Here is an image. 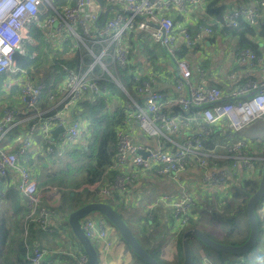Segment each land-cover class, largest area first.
I'll return each mask as SVG.
<instances>
[{
	"label": "built area",
	"instance_id": "2783aa9c",
	"mask_svg": "<svg viewBox=\"0 0 264 264\" xmlns=\"http://www.w3.org/2000/svg\"><path fill=\"white\" fill-rule=\"evenodd\" d=\"M202 1L72 0L71 3L55 7L51 0H0V75L11 72L21 76L23 95L20 100L24 103L25 109L34 106L45 83L31 81L27 72L16 66L15 55L23 52L22 44L28 38L30 26L37 20L45 6L50 12L42 22H38L44 37H51V40L55 39L58 43L72 38L81 41L79 34L81 31L91 39L99 38L107 42L99 54H94L91 47L86 46L87 51L93 56V62L84 73L64 67V79L59 84L57 93L50 97L54 102L51 107L54 111L48 115L37 114L23 131L15 149L9 151L0 147V178L8 171L16 173V181L12 188L22 197H26V207L32 216L31 220L41 230L52 231L49 227V217L52 208L56 207L59 201L57 197L55 199L49 194L53 189L56 191V188L48 186L39 188L29 168L20 162V155L31 149L32 139L37 132L42 133V138L46 141L47 154H62L65 150L82 145L86 141L89 131L85 121L70 118L68 113L82 95L99 91L96 79H91L87 75L94 64H100L106 69L102 56L109 47L112 51V61L132 75V81L135 82L134 96L125 89L119 79L113 78L130 101L129 109L124 115L123 126L116 133V150L110 165L111 170L120 172L110 182L101 179L85 185L87 188L97 189L102 198L113 199L115 194L123 196L128 193L140 176L138 171H152L156 176L169 177L180 184L182 174L189 167L196 168L203 186L213 188L215 191L227 187L228 182H232L233 179L239 180V177L251 179L258 175L256 160L264 161V157L254 156L248 152L245 140L240 139L228 145L226 154L216 156L230 159L229 166L210 165L208 157H212V154L203 149L204 136L210 132L212 126L218 125L226 130L241 132L253 121L264 117V75L259 80L247 78L242 84L233 85L226 95L220 87L204 82V70L201 67H196L193 71L185 58L177 56L182 46H192L202 35L200 30L192 35L186 27H179L177 32H174L172 16L165 15L159 10L173 5L180 16H187L189 8ZM105 5L118 6V9L106 17L103 25L99 26ZM263 9L264 0H256L252 5L238 4L227 8L218 24L220 27L223 24L236 27L240 19L257 24L264 19ZM84 16L89 18V25ZM133 22L136 23L137 30L146 32L153 42L163 48L166 56L174 64L172 65L174 84L171 92L159 89L157 80L150 70L136 68L130 63L127 50L129 44L125 41L123 32L128 30ZM147 22L158 27H153ZM92 26L93 30L90 29ZM212 32L210 25L203 27V33L210 35ZM237 60L247 61L251 66L258 58L251 50L244 48L237 53ZM8 86L7 84L6 87ZM251 91L253 93L246 97ZM14 115V108L6 106L3 109L0 116V140L17 125ZM58 124H61L63 129L56 138H52L50 130ZM137 132L141 133L145 140L138 139ZM139 151L146 152V155ZM3 194L4 183L0 182V196ZM159 199L168 201L169 197L163 195ZM43 200L46 204H42ZM260 202L264 216V197ZM192 203L193 198L189 194L170 200L173 218L179 228L186 226ZM80 224L94 244L105 243L104 248L108 247L106 221L103 216L94 220L86 215L81 218ZM261 251L259 259L248 263L235 261L228 264H264V248ZM61 252L35 242L24 258L32 264H57ZM85 261V255L80 254L77 264H84ZM202 263L206 264L204 259Z\"/></svg>",
	"mask_w": 264,
	"mask_h": 264
},
{
	"label": "trees",
	"instance_id": "16d2710c",
	"mask_svg": "<svg viewBox=\"0 0 264 264\" xmlns=\"http://www.w3.org/2000/svg\"><path fill=\"white\" fill-rule=\"evenodd\" d=\"M246 1L248 0H245V2ZM71 2L72 0H51L52 5L55 7L63 6ZM197 6L202 7L209 18V20H207L208 18L205 20L200 19L197 24L209 23L208 25L211 24L210 26L214 29L216 26L220 27L218 23L220 22L221 15L227 10L226 0H203ZM174 8L173 5H169L168 7H163L159 11L165 15H170ZM49 12L50 10L47 6L42 9L37 20L30 26L28 38L23 41L24 44V42L32 38L36 41V44L31 45L26 42L23 52L16 53L15 55L16 66L29 73L31 80L35 82H44V89L41 91L40 97L34 106L30 109L23 108L16 110L14 105L15 101L11 103L10 106L14 108V119L17 125L8 131L4 138L0 140V147H4L11 143L14 144L12 148L15 149L17 142L22 137L23 131L28 124L33 122L37 114L48 115L54 111V109L51 108L54 102L50 97L57 93L58 86L64 79V67L72 68L78 73H84L89 64L93 62V56L87 51L86 46L91 47L94 54H99L103 46L107 44L106 41L99 40V38L98 40L91 39L81 31H79L81 41L72 38L62 40L57 45L47 43L38 22H42ZM181 18L180 15L173 17L174 32H177L179 28L178 23L181 22ZM212 18L214 20L213 23L210 21ZM135 26L136 23L133 22L130 28L123 32V37L126 42L128 40L131 51L133 48H136L135 42L138 43L137 46L139 48L144 45L141 43L145 39H148V34L144 31L137 30ZM220 28L222 31L236 38V46L239 47V49H249L256 57L261 55L262 50L260 42L262 40L264 41V19L263 21H258L257 24H250L247 20L240 19L236 27H228L223 24ZM188 31L190 32V28H188ZM41 43L47 45L45 53H43L45 55L43 57V65L47 64L49 61V64L44 66V68H38L35 62L38 45ZM188 48L189 46H182L177 52V56L179 58H184V54L187 53ZM146 51L149 54L147 60L154 65L149 66V68L151 67L149 70L158 81L160 76L167 73V69L163 72L154 70L153 67L157 68V64H155L156 61L154 60L156 56L152 51ZM111 55L112 51L111 47H109L104 56H102V62L106 65V69H103L100 64H94L91 72L87 75L91 79H96L99 91L93 94L85 93L82 95L69 112L70 118H79L85 121L89 131L86 141L82 145L65 150L62 154H47L45 153L46 141L42 138V133L37 132L32 139L31 149L26 154L20 155L19 158L20 162L29 168L30 172L37 180L39 188L47 186L56 188V192L59 193V203L56 207L52 208L50 216L52 215V218H55V216L61 217L62 221H59L55 225L49 222V227L52 231L47 232L41 230L28 215L29 210L26 207L25 200H23L22 196L12 188V184L16 181V173L14 171H8L4 177L0 178V182L4 183V194L0 196V200L3 202L8 201V204L3 206L0 212V264H32L24 258L32 244L36 242L40 246H45L52 239L55 244L56 240H64V237L66 238L67 236L73 240V244L71 245L70 251L64 250L66 253L61 252L60 255L62 258L70 259V264H77V258L80 254H84V252L67 223L68 214L83 204L95 201L107 202L116 209L113 200L120 198L122 195L115 194L117 193L115 192L113 199H102L97 189L90 190L85 186L101 179H106L110 182L114 176L120 172L111 170L110 165L114 160L116 150V133L117 130L123 126L125 112L129 109V100L126 94L114 82L113 78L119 79L132 96H134L133 87L135 82L132 81V75L128 74L126 70L112 61ZM147 67L144 69H147ZM52 70L53 73L51 72ZM241 81L242 79L240 82ZM209 85H215L222 89V86L219 84L210 83ZM5 90L7 91L8 89L5 88ZM23 110H25V112H23ZM243 137L244 136L240 135L239 132L226 130L218 127V125L212 126L210 132L204 136L203 139V149L208 150L209 153L212 154V157H208L209 164L229 166L231 162L230 159L217 158L216 156L226 154L227 146L240 139L245 140L248 152H251L254 156L259 155L264 157V140ZM74 156H78V158L72 159V161L68 159ZM263 163V160H256L255 165L258 168L259 176ZM137 173L140 175L141 172L138 171ZM258 175L251 179L244 178L240 181L232 180V185L229 187V194L227 195L228 198L225 204L227 208H232L235 214L231 219L232 228L227 232L230 234L235 232L236 239L220 242L242 244L247 239L249 235V223L245 213V205L248 198L258 187ZM232 178H234V176H232ZM98 196H100V199ZM192 213L191 211L189 212L187 224L181 228L179 240L177 242L179 260L175 264H181L183 260L181 247V237L183 233L186 229L197 227L196 222L193 221ZM210 214L212 217L215 216L214 211H211ZM239 214L243 215V217H239ZM263 217L264 216L261 215L262 220H264ZM257 219L259 224L260 220L258 215ZM159 223V220L153 213L152 215H146L139 221L138 231L142 232L143 238L137 237V239L153 258L161 264H164L158 257L157 249L161 246L160 242H158V236H165L167 233V222L162 226L159 225ZM157 228L160 229L158 233L154 234L152 230ZM25 230L26 233H24ZM193 238L197 239L204 248H208L198 238L194 236ZM262 241H264V239H262ZM216 253L231 254L224 252ZM134 255L136 258L143 261L135 253ZM261 255L262 251L255 248L254 250L250 249L248 253L241 255L242 257L236 260L229 261L223 257L217 261L214 259L215 257H213L212 261L215 264H228L235 261L248 263L252 260L259 259ZM74 256H76V258H73ZM191 258L192 264H195L196 257L192 251ZM213 262L212 264H214ZM144 263L147 264L146 262ZM197 264H203L202 260H199Z\"/></svg>",
	"mask_w": 264,
	"mask_h": 264
},
{
	"label": "crops",
	"instance_id": "0c3cea01",
	"mask_svg": "<svg viewBox=\"0 0 264 264\" xmlns=\"http://www.w3.org/2000/svg\"><path fill=\"white\" fill-rule=\"evenodd\" d=\"M254 3L255 1L252 0H248L246 2L245 0H226L228 9L238 4L252 5ZM105 7L106 8L105 11L102 13V17L103 15L109 17L118 9V6L105 5ZM174 9H172L170 13V16H172V18L174 16L180 15L179 11H177V9H175L174 11ZM181 17H182L181 22L178 23L179 27H186L187 29L190 28V33L192 35H195L197 33L196 31L200 30V33L202 35L201 39L195 42L192 46L206 47V46H210L212 41L216 37H228V36L230 37L232 48L229 51V55L227 56V58L219 61L213 60L211 62H205L204 68H202L200 65H196L194 68H192L191 62H195V61H197V63L202 62L201 56H199L198 53L195 52L193 47L191 49L190 46L188 48L187 53L184 54V58L189 62L190 67L192 69H195L196 67L199 66L204 70V82L206 84L209 85L210 83H215L221 85L222 91L224 92V94L227 95L229 90L233 87V85L234 86L240 85L247 78H254L258 80L262 78V76L264 75V41L263 40L260 42V47L262 52L260 56H257L258 61H255V63L250 66L248 65L247 61L237 60V53L242 49H239V47L236 46L235 37H232L231 35L222 31L221 28L217 26L215 27V29L212 28L213 29L212 34L208 35L203 33V27L208 25L209 23L201 24V25L197 24V22L200 19L205 20L208 18L202 7L192 6L189 8L187 12V16L183 15ZM207 20H209V18ZM210 21L211 23H213L214 22L213 18ZM90 29L93 30L94 27L92 26L90 27ZM137 44L138 43L135 42L136 48L132 49V52L136 51L137 49L141 50V51L137 50L135 54V57L141 61V63L139 64L140 66H138L137 68H140L142 70H149V66H154L153 63L147 60L149 54L146 50L152 51L153 54L156 56L154 60L156 61L155 64H157V68L153 67L154 70L163 72L167 69V73L165 75L160 76L159 80L157 81V86L163 92H171L174 84V71L172 68L173 63L171 60H169L168 57L165 56L163 48L159 44L153 42L149 38V36L148 39H145L141 43L144 45L138 48ZM145 67H147V69H144ZM218 76H220V78L223 79L217 81L216 77ZM207 78H213L217 82L208 81ZM241 79L242 81L240 82ZM194 80L195 81L197 80L196 71H195ZM6 88L8 89V87ZM14 101H16V99ZM20 101L21 100H18L14 103L16 110H20L24 108L23 104ZM2 108L3 107H0V116H1ZM69 115L70 113H68V116ZM239 133L240 135L247 137L249 139L264 140V117L253 121ZM138 139L145 140L144 136L141 133L138 134ZM13 145L14 144L9 143L8 145H5L4 147L1 148H5L11 151L13 150L12 148ZM197 180H199V176L196 168L194 167H189L187 171L184 174H182L180 184L174 182L169 177L166 178V177L156 176L152 171H142L140 173V176L137 177L134 184H132V186L130 187L128 193L125 196H121L120 198L113 200V203L116 206V208H121V206L123 207L126 206L127 209L128 208L135 209V211L133 210L132 212H134L136 215H133L132 220H133V225L135 227V232L133 233L136 237L143 238L142 232L138 230H139V221L145 215L153 213L154 216L161 222V224L167 222L166 225L167 233L165 236H160V235L158 236V242H160L161 246L157 249L158 257L166 264H175L179 260L177 242L179 240V234L181 231V228H179L175 224L174 218H173L174 219V223H173V219L171 217L172 208L170 205V200H173L184 194H189L193 198L194 191L196 189ZM189 187L191 188L189 189ZM163 195H167L169 197V200L161 201L159 198ZM57 198L59 201V193ZM136 210L143 213V215L137 216L138 214ZM52 220H53L52 223L55 225L56 222L54 223V221L59 222L62 219L61 217L57 216L55 218H52ZM159 229L160 228L153 230V231H157L153 233L154 234L158 233ZM106 236L108 237V235ZM119 237L120 236L114 235L112 238H108L107 240L109 242L108 247L104 248L105 243L103 244V256L100 262H98V264H145L143 261L136 258L134 253L129 249L127 245H124L122 243L123 240L121 241L120 240L121 238ZM191 239L193 240V237L190 238L189 240V247H190ZM72 244H73V240L69 236H67L66 238L64 237V240L62 239L56 240L55 244L53 243V239L49 243H47L49 247L65 253L66 251L64 250L70 251ZM73 258H76V256H74ZM203 259H206V257H202L201 260ZM57 264H70V259L62 258L59 253Z\"/></svg>",
	"mask_w": 264,
	"mask_h": 264
},
{
	"label": "rangeland",
	"instance_id": "374dc122",
	"mask_svg": "<svg viewBox=\"0 0 264 264\" xmlns=\"http://www.w3.org/2000/svg\"><path fill=\"white\" fill-rule=\"evenodd\" d=\"M84 19L86 20L87 24L89 25V23H90L89 18H87V16H84ZM44 38H46V37H44ZM50 38L51 37H48L45 39L47 43H51L53 45L58 44V42L55 39L51 40ZM26 42H28L31 45L36 44V41H34V39H32V38ZM26 42H24L23 48H24V45ZM127 42H128V40H127ZM128 44H129V42H128ZM46 47H47V45L45 43H41L40 45H38V52L37 53L34 52L37 54V58H36L35 62L37 63L38 68H42V67L44 68V66L49 64V61H48L47 64L43 65V63H44L43 57L45 56L43 53H45ZM192 47L195 50V52L198 53L199 56H201V59H202L201 63H197V61L191 62L192 68H194L196 65H200L202 68H204L205 62H211L213 60L219 61V60H224L225 58H227V56L229 55V51L232 48V45H231L230 37L228 36V37H216L212 41L210 46H206V47L191 46L190 48L192 49ZM127 50H128V55H129L128 58H129L130 63L133 64V66L136 68L138 66H140L139 64L141 63V61L135 57L137 50L132 52L131 48H129V47H127ZM45 70H46V68H45ZM192 70H195V69H192ZM51 72L53 73V70ZM27 75L30 79L29 73H27ZM222 79L223 78H220V76L216 77L217 81H220ZM207 80L217 82L213 78H207ZM31 81H33V80H31ZM114 82L116 83L115 80H114ZM7 84L9 86H8V90L6 91L5 88H6ZM22 85H23V82L21 81V76L18 73L8 72V73H4V74L0 75V107H3L2 111L6 106H10L11 103H13V101L15 99H16V101L21 99V95H23V94H21ZM212 86H215V85H212ZM20 102L24 106V103L22 101H20ZM2 111H1V114H2ZM138 134H140V133L138 132ZM60 156H63V155H60ZM77 158H78V156H74V157H70L68 159L70 161H72V159H77ZM241 179H244V178L239 177V181ZM231 185H232V182L229 181L227 187L221 189L220 191H215V189H213V188H208V187L203 186V184L200 182V179H199L196 182V189H195L194 195H193L194 202H193V205H192L191 210H190L191 212H193L192 213L193 221L196 222L197 228H200L203 232L207 233V235H209V237H211L215 241L217 240L218 242H220V241H231V240L236 239V233L235 232L231 233L232 235L229 232H227L229 229L232 228L231 219L235 215L233 209L227 208L226 204H225L226 203L225 201L228 198L227 195L229 194V187ZM190 188L191 187H189V189ZM49 196L56 198L58 196V192H56L53 189L52 192H50ZM98 198L100 199V196H98ZM6 204H8V201L3 202L2 200H0V212H1V209L3 208V206H6ZM42 204H46L44 200H43ZM116 209L122 215V218L128 224V226H130L132 231L135 232V227L133 225V220H132L133 215H136L134 212H132L133 210L135 211V209H133V208L127 209L126 206L125 207L121 206V208H116ZM121 209H124V210H121ZM254 210H255V213L259 217L260 223H259L258 239H257L258 242L251 248V250H254L255 248L262 250L264 248V241H262V239H264V220L261 219V215H262L261 202H259L255 205ZM211 211L215 212V216H213V217L211 216V214H210ZM136 212L138 214L137 216L143 215V213H141L138 210H136ZM28 215L30 216V218L32 217L30 215V211H29ZM87 215L94 220L97 217L102 216L99 212H96V211L90 212ZM149 215H152V214H149ZM145 216H143V218ZM171 216L173 217V213H171ZM238 216L243 217V215H240V214ZM55 217H57V216H55ZM49 221L52 223V221H53L52 215L49 217ZM105 221H106V228H107V235H108V237L106 236V240H108V238H112L114 235L119 236L118 235L119 233L117 231H115V229L113 228V225H111L110 222L106 218H105ZM55 222L58 223V221H54V223ZM163 224H161V222L159 223V225H161V226ZM153 232H157V231H153ZM120 240L122 241V239H120ZM122 243L124 245H126L124 241H122ZM94 245L99 250V262H100V260L102 259V256H103V243L94 244ZM44 247H49V246L45 245ZM190 247H191L192 253L196 257L195 262H194L195 264H197L199 262V260L201 261L202 257H206V259H204V262L206 264H212L213 257H215L214 259L217 261H219L223 257H224V259L232 261V260L238 259L239 257H242L241 255H243V254L236 255V254H219V253H216L215 251H213L211 249L204 248L200 244V242L195 238H193V240L191 239ZM164 264H166V263L164 262Z\"/></svg>",
	"mask_w": 264,
	"mask_h": 264
},
{
	"label": "water",
	"instance_id": "95a60500",
	"mask_svg": "<svg viewBox=\"0 0 264 264\" xmlns=\"http://www.w3.org/2000/svg\"><path fill=\"white\" fill-rule=\"evenodd\" d=\"M106 16L103 15L99 26H102ZM153 27H158L156 24L147 22ZM253 91L246 94V97L252 94ZM63 126L58 124L50 130L52 138H56L58 133L61 132ZM142 155H146V152L139 151ZM264 197V163L261 169L260 178L258 181V187L256 191L248 198L245 205V213L249 223V235L242 244H230L222 243L213 240L200 228H191L186 230L182 235L181 245L183 253V261L181 264H192L191 251L189 247V240L191 236L198 238L204 245L215 252L231 253L236 255L246 254L257 243L259 224L257 215L255 213V205ZM26 200V197L23 196ZM99 212L104 218H106L114 229L117 230L122 240L129 246V248L144 262L147 264H161L155 258H153L146 249L140 244L137 237L134 235L132 229L124 221L121 214L113 208L109 203L103 201L88 202L82 206L74 209L68 214L67 223L72 231V234L79 241L86 261L84 264H98L99 262V250L94 243L87 237L81 228L80 220L90 212Z\"/></svg>",
	"mask_w": 264,
	"mask_h": 264
}]
</instances>
